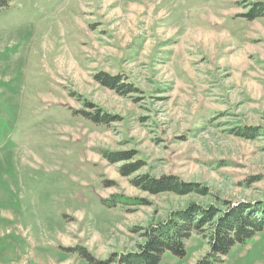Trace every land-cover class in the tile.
Wrapping results in <instances>:
<instances>
[{"label":"rangeland","instance_id":"rangeland-1","mask_svg":"<svg viewBox=\"0 0 264 264\" xmlns=\"http://www.w3.org/2000/svg\"><path fill=\"white\" fill-rule=\"evenodd\" d=\"M1 2L0 264H88L77 247L105 262L189 204L264 202V18H245L264 0ZM137 162L131 178L174 176L185 195L134 187L120 169ZM207 252L194 235L160 264ZM210 264H264V232Z\"/></svg>","mask_w":264,"mask_h":264},{"label":"trees","instance_id":"trees-1","mask_svg":"<svg viewBox=\"0 0 264 264\" xmlns=\"http://www.w3.org/2000/svg\"><path fill=\"white\" fill-rule=\"evenodd\" d=\"M5 2L0 3V11ZM249 21L264 18V4L250 8L245 15ZM96 81L103 87L115 91L121 96L137 93L138 89L131 83H122L120 76L111 77L106 73H99ZM96 122L109 123L110 118L99 113L93 115ZM234 134L240 137L253 138L252 130L247 128L236 129ZM106 159L111 163H123L132 159L131 154L119 153L118 155L106 154ZM142 163L128 164L120 169L123 177L131 178L142 169ZM131 184L139 190L157 195L173 193L185 195L182 182L174 176L155 179L149 175H140L131 178ZM199 196H207L206 190L194 188L187 192ZM223 209L216 206H197L189 204L187 209L180 210L170 215L167 221L151 225L143 231L144 243L139 245L135 252L113 253L105 262L97 260L85 248H76L80 256L88 264H160L166 253L177 257L186 255L188 240L196 235L201 236L208 245L206 256L198 264L220 262L234 247L246 245L258 234L264 232V202L258 203H224Z\"/></svg>","mask_w":264,"mask_h":264}]
</instances>
